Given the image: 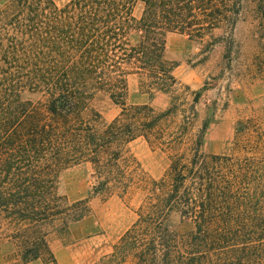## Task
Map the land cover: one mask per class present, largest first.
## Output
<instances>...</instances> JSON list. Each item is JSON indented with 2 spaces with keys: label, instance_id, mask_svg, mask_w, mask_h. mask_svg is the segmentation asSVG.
Masks as SVG:
<instances>
[{
  "label": "trees",
  "instance_id": "obj_1",
  "mask_svg": "<svg viewBox=\"0 0 264 264\" xmlns=\"http://www.w3.org/2000/svg\"><path fill=\"white\" fill-rule=\"evenodd\" d=\"M245 1L0 0V244L12 249L3 264H54L49 238L89 217L90 200L136 190L137 220L92 264H264V152L247 141L242 148L254 152L206 154L207 123L194 137L186 118L165 128L180 112L167 37L183 35L206 53L221 45L229 56ZM254 1L264 26V0ZM131 76L149 99L170 95L169 108L129 105ZM103 99L117 109L110 121L93 108ZM140 138L189 148L153 180L129 155ZM82 165L87 196L70 202L62 174ZM173 213L186 233L168 227Z\"/></svg>",
  "mask_w": 264,
  "mask_h": 264
},
{
  "label": "rangeland",
  "instance_id": "obj_2",
  "mask_svg": "<svg viewBox=\"0 0 264 264\" xmlns=\"http://www.w3.org/2000/svg\"><path fill=\"white\" fill-rule=\"evenodd\" d=\"M53 1L61 6L69 0ZM244 5L233 34L235 47L229 56L221 45L209 53L203 52L200 45L183 35L172 34L166 40L165 57L176 65L174 76L179 91L175 95L178 94L180 112L165 128L173 131L186 118L182 123L184 133L194 137L207 123L201 147L206 154L242 156L247 151L264 152V26L255 1L246 0ZM141 11V6H136L133 16L139 18ZM139 82L137 76L127 80L129 105H148L157 113L169 108L170 95L155 93L149 99ZM196 93L200 95L194 100ZM190 107H194V112ZM93 108L107 121L117 114V109L106 99L95 102ZM247 141L257 143V149H243L242 144ZM188 148V143L171 150L153 147L140 138L128 146V151L139 172L158 180L167 173L171 155L176 151L187 152ZM89 172L90 166L82 165L62 174L63 192L70 202L87 196ZM142 196L141 190H136L126 196L90 200L89 217L70 226L65 236L49 238L54 264H92L110 253L112 246L137 220ZM167 225L177 234L189 230L176 213L168 218ZM11 250L10 246L0 244V264Z\"/></svg>",
  "mask_w": 264,
  "mask_h": 264
}]
</instances>
